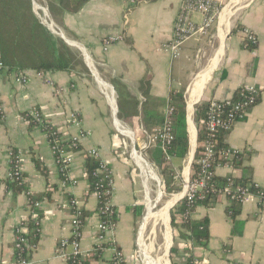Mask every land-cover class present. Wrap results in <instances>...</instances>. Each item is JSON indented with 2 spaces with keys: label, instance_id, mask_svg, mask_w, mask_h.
<instances>
[{
  "label": "crops",
  "instance_id": "crops-1",
  "mask_svg": "<svg viewBox=\"0 0 264 264\" xmlns=\"http://www.w3.org/2000/svg\"><path fill=\"white\" fill-rule=\"evenodd\" d=\"M212 1L218 9L225 8L219 12L208 35L185 40L180 56L173 60L163 46L172 38L180 0H146L136 5H127L122 0H88L78 10L70 0H63L61 5L52 1L54 12L46 0H30L42 38L38 36L39 39L32 41L29 34L22 40L21 53L8 59L12 69L6 67L0 71L3 116L0 121V264L14 262L15 231L29 218L27 194L39 200L41 213L37 248L30 256V264H66L57 256L56 249L62 239L71 238L70 199L79 201L81 208L90 213L81 228L79 244L84 252L93 249L99 218L96 216L98 202L87 194L89 186L84 173L85 153L90 149L99 152L100 160L106 163L114 178L116 227L109 235L113 247L121 252L127 264H137L136 225L142 215V191L122 155L116 154L117 138H128L116 127L111 105L101 93L105 91L101 84L114 91L115 115L117 111L118 120L135 141L146 140L145 133L163 124L165 111L170 107V93L182 94L189 149L181 159L183 167L170 166V169L174 175L180 173L183 180L190 176L197 148L195 108L211 100L232 98L242 86H256L260 91L256 105L225 136V145L244 152L234 176L250 179L264 193V0L242 4L233 0ZM226 9V23L220 25V16ZM201 18L195 13L190 15L195 23ZM243 30L255 35L257 43L253 50L244 47ZM109 36H120L121 40L105 51L102 39ZM48 61L65 64L67 70L34 69ZM20 76L25 82L18 81ZM189 107L194 125L191 157ZM32 109L38 110L64 137L78 132L66 122L65 116L74 111L79 113L81 129L90 135L81 140L79 150L73 153L72 175L76 185L62 180L45 135L22 120ZM10 152L22 159L23 190L9 185ZM37 163L44 174L36 168ZM230 173L225 169L216 170L220 179ZM233 210L243 223L241 234L236 236H232ZM191 218L207 220L208 242L202 247L176 233V253L172 255L175 264H264V202L258 198L251 197L236 206L218 198L210 208L196 206ZM172 247L171 243L169 251ZM111 257L112 251L106 249L97 264H110Z\"/></svg>",
  "mask_w": 264,
  "mask_h": 264
},
{
  "label": "built area",
  "instance_id": "built-area-1",
  "mask_svg": "<svg viewBox=\"0 0 264 264\" xmlns=\"http://www.w3.org/2000/svg\"><path fill=\"white\" fill-rule=\"evenodd\" d=\"M127 5H136L146 0H122ZM200 15L201 21L195 23L191 21V14ZM219 15V9L212 0H180V8L176 17L172 38L163 46V50L175 60L180 56L182 45L190 37H203L208 35L210 29L215 23ZM243 45L248 48L257 43L256 37L248 30H243ZM121 40L120 36H109L102 39V45L105 51L114 43ZM6 69L0 60V71ZM39 78H43L42 73H38ZM19 82H25V78L20 76ZM260 91L256 86H242L232 98L225 100H211L207 103L205 111L204 139L202 141V150L199 157L194 160L195 170L190 171L188 179L183 180L180 173H175V179H180L183 186V197L189 208H193L196 201H203L208 195L217 198L226 199L231 205H241L251 197L258 198L261 203L264 202V193L258 185L250 183L246 186L236 183L235 164L244 157V152L228 147L225 145V136L231 132L234 125L240 121L257 103ZM173 109L168 107L165 111V118L162 125L155 127L151 133L146 134V141L153 149L159 148L163 153L164 166H171V157L168 155V147L173 141L171 131V116ZM27 117L34 122V128H48L45 135L54 162L58 168L62 180L70 185H76L77 181L72 175L73 169V153L79 150L81 140L88 138L89 133L81 129L82 123L78 112H70L66 117V122L78 129L76 134L62 136L56 129L46 121L38 110L32 109L27 112L22 120L28 125ZM2 107L0 104V121L2 120ZM221 135H224L220 142ZM220 143H224L220 148ZM10 170L7 174L9 181L24 183L22 159L20 155L13 152L9 153ZM85 157H89L99 163L93 172L95 182L93 184V192L91 195L96 198L98 207L96 216L99 218L97 224L94 247L90 252H84L80 249V238L82 228V208L79 201L70 199L69 206L71 208V238L62 239L56 249V254L62 258L66 264H82L87 259H91L96 251L103 253L106 249L112 251L110 264H127L123 259L121 252L113 247V241L109 235L113 234L116 227V212L113 206L114 197V178L112 171L106 163L100 160L99 152L96 149H90L85 153ZM225 169L231 172L225 176V184L219 186L216 183V170ZM252 189L255 190L252 192ZM29 218L20 223L15 231L14 237V262L13 264H30L29 255L37 248V242L30 243L28 236L30 234L29 224H32L33 236H39L40 221L38 211L39 202H33L29 194ZM231 212H229L230 214ZM192 213L187 211L181 219L191 218Z\"/></svg>",
  "mask_w": 264,
  "mask_h": 264
},
{
  "label": "trees",
  "instance_id": "trees-1",
  "mask_svg": "<svg viewBox=\"0 0 264 264\" xmlns=\"http://www.w3.org/2000/svg\"><path fill=\"white\" fill-rule=\"evenodd\" d=\"M49 9L51 12H54V7L52 5V1H58V4L61 5L63 0H46ZM88 0H70L71 4L75 7V10H78L84 3ZM37 19L32 14L31 11V2L30 0H0V60L3 62L5 67H8L9 70L12 69V66L8 64V59L10 55L20 54V48L24 44L22 40L29 37L31 34V40L36 41L37 39L42 38L41 32H38L37 27ZM39 36V37H38ZM38 37V38H37ZM254 46H249V50H253ZM34 69L37 71H64L67 70V65L56 63V62H45L39 65L34 66ZM169 106L173 109L171 116V131L173 135V141L168 147V155L171 158H179L183 159L186 157L189 149L188 143V133L186 126V114H185V103L181 93L174 95L170 93V102ZM207 108V104H201L195 108V124L197 127V148L194 155V160H196L200 151L202 150V141L204 139V125L203 121L205 118V111ZM28 126L34 127V122L27 117ZM41 132L46 135L48 133V128H40ZM224 135H221L220 142L223 140ZM224 143H220V148ZM151 160L157 165V167L161 171V175L163 178L166 177L167 181L165 183V189L168 193H178L180 192V187H174L173 185V176L174 171L170 169L168 166H164L163 161V153L159 148L153 149L150 155ZM99 163L89 157H85V167L84 173L86 180L88 182L89 190L88 195L93 192V184L95 182V178L93 177V172L98 167ZM241 165V161H238L235 164V167L238 168ZM36 168L41 171L43 174L45 173L44 169L37 163ZM196 165L192 163L191 170H195ZM216 183L219 186H223L225 184V179L216 178ZM236 183L241 184L242 186H246L250 184V179L248 178H237ZM10 187L17 186L18 189L23 190V184L10 181ZM255 190L252 189V192ZM263 192V191H261ZM33 202H38V199L31 198ZM218 198L212 195H208L203 201H196L193 208H189L188 204L185 200L179 202L171 211H170V226L173 232L178 233L179 236L188 238L194 241L196 244H199L202 247H206L208 242V222L206 219H202L200 221H193L192 218L181 219L182 216L187 211L191 213L194 212L196 206H206L208 208L212 207ZM264 200V196H263ZM236 206V204H233ZM263 207V204L260 205ZM41 217V213L36 211ZM82 226L84 225L86 219L90 216L88 211L82 210ZM232 220V236L240 235L242 232L243 223L237 219L236 210L232 211L230 215ZM33 228L32 224H29L30 234L28 236V240L30 243L37 242L38 236H33ZM176 253V249L174 246L170 249V255H174ZM102 252L96 251L93 253L91 259H87L82 264H97V262L101 258ZM31 255H29L30 258ZM172 264H175L172 262Z\"/></svg>",
  "mask_w": 264,
  "mask_h": 264
},
{
  "label": "rangeland",
  "instance_id": "rangeland-1",
  "mask_svg": "<svg viewBox=\"0 0 264 264\" xmlns=\"http://www.w3.org/2000/svg\"><path fill=\"white\" fill-rule=\"evenodd\" d=\"M239 1L242 4V3H247L249 0H239ZM224 8L225 7L222 6L221 9H219V12H222V10ZM228 9H230V8L228 7ZM99 89H100V87H99ZM100 91H101V89H100ZM101 93L104 95V97H105V99L107 101V95L105 94V91H103ZM115 97H116V95L114 94V101H115V106H116ZM107 104H108V101H107ZM121 106H123V102H121ZM116 110H117V107H116ZM116 117H117V111H116ZM193 127H194V125H193ZM114 128H115V126H114ZM115 130H116V128H115ZM117 133L119 135H121V136L124 135V134L123 135L120 134L119 132H117ZM126 138H128V139H123L121 137H118L117 138L118 142L115 145V147H117V149H116L117 153L116 154H121L122 155L124 162L127 163L128 167H129V170H130V172L132 174L133 179L135 180V182L138 185H140L141 191H142V205H143L142 206V215L138 219V222H137V225H136L137 239H138V232H139L140 226L142 224L143 216H144V213H145V189H144L143 184H142L141 173H140L139 169L135 166V164H134V162H133V160H132V158L130 156L132 148H133V150H135L137 153H139L143 157V159L146 161V163L148 165V168L150 170H152V173L155 175L156 179L158 180V181L151 180V182L148 183L149 184L148 188L150 190L149 194H150V197H151V199L153 201L156 199L158 191H162V193L164 194L163 198H164V200H166L171 195L181 193L183 191V186H182V182H181L180 179H174L173 180V185H174V187H180V192H178V193H168V191H166V189H165V183L167 181L166 177L165 178L162 177L160 169L157 167V165L150 158L151 151H153V148L148 145L146 140H139V141L136 140L135 141V140H131L127 136H126ZM118 152H120V153H118ZM171 167L182 168L183 167L182 160L179 159V158H172L171 159ZM158 205L159 206H157L156 209H158L161 206V204H158ZM169 220H171L170 219V213H168V216H167L168 225H169ZM162 233H163V229H162V227L160 225H158V227L156 226L155 228L153 227L152 224L149 225L148 227H146V229L143 232V237H144L143 246H140L138 244V242H137V246L135 248V256H136V261H137L136 263L137 264H146L145 263V254L144 253L145 252L147 253V251L150 252V256L153 259L156 258L157 249H158L159 245L163 242L162 241ZM169 233H170V236H169V238L167 240V249H168V251H169V248L171 246V243H172L173 246L176 245L175 233L173 232L172 228H170V226H169ZM152 245H153V249H152V251H150V248H152ZM138 246L141 247L143 252L141 251L140 247H138ZM172 258L173 257H172V255H170V251H169L168 255H167V261H168L169 264H172V262H173ZM164 264H166V262Z\"/></svg>",
  "mask_w": 264,
  "mask_h": 264
},
{
  "label": "bare ground",
  "instance_id": "bare-ground-1",
  "mask_svg": "<svg viewBox=\"0 0 264 264\" xmlns=\"http://www.w3.org/2000/svg\"><path fill=\"white\" fill-rule=\"evenodd\" d=\"M238 1L239 0H233L234 3L238 2ZM227 15H228V11L226 9L223 11V13L220 16V25L226 23ZM220 36H221V38L224 37L223 30L220 31ZM209 68H211V67H209ZM210 70L213 71V69H210ZM101 85H102L103 89L105 90V94L107 95V99H108L107 101H109V103L111 105V112H112L113 120L115 122L116 127L118 128V130L122 134L126 135L127 137H129L131 139L132 138L131 133L127 130V128H125L121 124V122L117 119V117L115 115L114 91L108 85H105V84H101ZM191 113H192V108L189 107L188 124H189L190 132H191V136H190L191 139H189V140L191 141V147H192L190 157L192 156V151L194 148V129H193V125H192ZM131 140H133V139H131ZM130 154H131L130 156H131L135 166L139 169V171L141 173V180H142L143 187L145 189V213L143 216L142 224H141L139 232H138L137 242L140 246H143V241H144L143 232L146 229V227H148L151 224L153 225L154 228L156 226L158 227V225H160L163 229V233H162V241L163 242L159 245V247L157 249L156 258L153 259L150 256V252H148V251H147V253L146 252L144 253L145 254V263L146 264H164L166 262V264H169L167 261V255H168L167 240L170 236V233H169V225H168V221H167V216H168L170 209L181 199L183 193L181 192L179 194L171 195L168 199L164 200V198H163L164 194L162 193V191H158L157 197L153 201L150 197V194H149L150 190L148 188V185H149L148 183H150L151 180H154V181H158V180L156 179L155 175L152 173V170H150L148 168L146 161L143 159V157L139 153H137L132 148V151ZM158 204H161V206L158 209H156V207L159 206ZM140 246H138V247H140ZM140 249H141V247H140ZM152 249H153V245H152V248H150V251H152ZM141 251H142V249H141Z\"/></svg>",
  "mask_w": 264,
  "mask_h": 264
}]
</instances>
